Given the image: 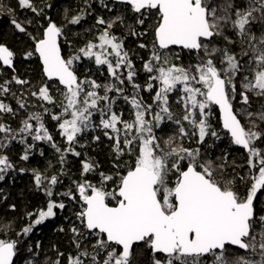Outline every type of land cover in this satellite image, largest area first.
Returning a JSON list of instances; mask_svg holds the SVG:
<instances>
[{
    "label": "snow or ice",
    "instance_id": "1",
    "mask_svg": "<svg viewBox=\"0 0 264 264\" xmlns=\"http://www.w3.org/2000/svg\"><path fill=\"white\" fill-rule=\"evenodd\" d=\"M114 2L124 10L107 18L95 15L85 29L93 38L67 56L62 39L69 26L93 14L92 0H83L71 15L66 8L61 22L45 11L52 4L17 0V7L33 14L23 20L9 8L15 31L33 42L24 58L37 55L46 78L36 87L21 78L16 53L0 43V182L11 172L31 171L47 198L44 208L26 213L29 222L16 235L27 237L70 203L74 208L64 217L69 226L57 230L72 234V248L62 252L53 245L56 259L45 264H264V0ZM100 4L112 11L105 0ZM117 27L137 38L151 32L150 44L138 45L149 51L143 85ZM85 59L98 71L106 68V83L78 74L76 66ZM14 85L20 86L19 96ZM120 99L130 106L127 118L114 108ZM217 110L223 136L246 153L242 165L229 163L228 153L214 157L208 151L223 139L212 123ZM22 111L26 115L14 128L10 121ZM48 120L56 122L63 146ZM169 123L175 128L165 132ZM97 129L111 142V168L82 159L79 176L56 191L68 176V156L81 157L80 138ZM193 140L197 147L185 146ZM40 143L58 154L59 168L51 161L43 171L18 168L10 159L13 144L23 146L24 163L35 153L45 156ZM9 208L15 211L16 205ZM12 230L13 222L0 227L4 235ZM20 242L0 238V264H15ZM41 247L37 241L27 251L38 256ZM22 264L36 261L23 258Z\"/></svg>",
    "mask_w": 264,
    "mask_h": 264
},
{
    "label": "trees",
    "instance_id": "2",
    "mask_svg": "<svg viewBox=\"0 0 264 264\" xmlns=\"http://www.w3.org/2000/svg\"><path fill=\"white\" fill-rule=\"evenodd\" d=\"M112 8L109 12L107 9L103 8L100 4V0H92L93 14L88 16L85 21L79 26H69L70 31L66 38L62 39L63 43V53L67 56L69 53L75 51L76 48L83 46L84 42L88 39H92V34L85 32V29L89 28L95 23V15H104L106 18L115 16L118 11L124 10V5L116 4L113 0H105ZM38 6H43L44 4H52L51 9L45 8V11L52 16L57 22H61L64 19L65 9L69 10V15L73 14L76 10L83 7V0H35ZM0 43L6 44L11 50L16 53L15 67L17 74L23 78L31 81V84L36 87L46 80L42 74V65L40 64L37 55H34L31 59H25L24 54L26 51H30L33 46L32 40L24 34L15 31L10 23L12 18L9 15V8H12L15 12V17L23 20L25 17L32 18L33 14L30 11L22 10L17 7V0H0ZM151 21L147 22L148 27H150ZM137 28L142 30V26L137 25ZM29 32L33 35L36 33L33 27H29ZM66 31H68L66 29ZM117 35L126 36L125 47L129 49L131 58L134 61L136 68L139 72L137 82L144 84L146 81V73L142 70L143 60L147 59L149 56L148 49H140L138 47L139 43H149L152 39L151 32L147 36L140 38L131 36L127 34V29L123 27H117L114 29ZM68 41L71 43L72 47H69ZM188 63L187 57L184 60ZM77 71L82 77L85 75L90 76L93 79L98 80L101 83H106L108 81V74L106 68H101L100 71L97 70V66L91 61L84 60L77 64ZM11 72H7V76L10 77ZM51 83V82H49ZM13 90L16 91L17 96L20 94V86L14 85ZM27 91V89H23ZM113 95L112 93L109 94ZM141 95L148 103H151V96L147 92H142ZM59 98V97H58ZM31 105L37 103L35 98H28ZM8 102L16 106L15 100L11 97L8 98ZM116 110H124L125 118L128 117V112L130 106L125 104V102L120 99L114 105ZM36 110L33 107L29 108V111ZM176 111V109H173ZM55 112H59L60 109L57 107L53 109ZM26 115L23 111L15 120L10 121L12 126L15 128L19 124L20 120ZM47 119V117H46ZM212 123L216 130L223 136V130L219 120V112L216 111V115L213 117ZM56 122L48 120V127L53 133L58 144L63 146L64 140L61 138L56 129ZM175 128V125L169 123L165 126V132H171ZM100 136L99 141H93L94 136ZM208 144H213V139H208ZM80 144L84 147L77 146L76 150L82 153L81 157L76 158L71 155L68 156L67 171L68 176L61 177L63 184L58 185L56 191L61 192L66 190V188L71 184V180L76 179L79 176L80 160L85 158H92L97 161L100 165L101 170H109L112 163V154L110 151L111 142L103 136L102 131L97 129L96 131H89L80 138ZM185 146L195 148L197 147L195 141L185 142ZM21 145L13 144L11 151L9 152L10 159L17 165V167H24L28 169H39L41 171L45 170L48 166L49 161L52 164H56V157L58 154L55 153L49 145L40 143L39 147L44 149L45 156L41 157L38 153H35L28 163H24L19 160V155L22 152ZM207 147V145L203 146ZM208 151L214 156H221L224 153L229 154V163L235 160L237 165H242L246 159V153L239 146H234L230 143L228 137L223 136V139L215 142V146L209 148ZM57 168L59 165L56 164ZM51 169H49V174H51ZM237 172L245 174L247 172L246 167H238ZM0 188L3 192H0V227L8 222H13V230L8 232L7 235L0 233V238L4 239H19V256L16 259V264H22L23 258L35 259L36 264H45V262L51 258L56 259V252L53 250V245H55L60 251L67 252L71 250L72 246L70 243L71 233H61L57 229L60 226L68 227V220L64 217L71 215V211L74 205H68L63 212H58L55 219L47 220L42 225L36 226L33 232L27 237H18L16 233L20 231L29 221L26 218V213L34 212L38 209L44 208L46 206V196L43 190H37L34 184L33 176L31 171L20 173L18 171L11 172L6 177L5 182H0ZM3 196H7V200L2 199ZM59 199V197H58ZM67 203V201H66ZM15 204L16 209L12 211L9 205ZM34 219V217H33ZM39 241L42 245L41 249L37 250L39 252L38 256L29 253L27 251L28 245H35ZM142 259L145 258L143 255Z\"/></svg>",
    "mask_w": 264,
    "mask_h": 264
},
{
    "label": "water",
    "instance_id": "3",
    "mask_svg": "<svg viewBox=\"0 0 264 264\" xmlns=\"http://www.w3.org/2000/svg\"><path fill=\"white\" fill-rule=\"evenodd\" d=\"M14 261H15V263H16V257H14Z\"/></svg>",
    "mask_w": 264,
    "mask_h": 264
},
{
    "label": "bare ground",
    "instance_id": "4",
    "mask_svg": "<svg viewBox=\"0 0 264 264\" xmlns=\"http://www.w3.org/2000/svg\"><path fill=\"white\" fill-rule=\"evenodd\" d=\"M114 1V0H113Z\"/></svg>",
    "mask_w": 264,
    "mask_h": 264
}]
</instances>
